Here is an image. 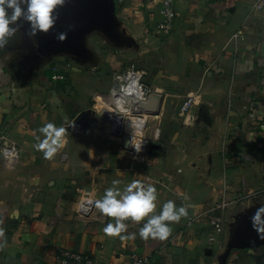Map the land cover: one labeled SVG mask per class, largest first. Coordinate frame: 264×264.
Returning a JSON list of instances; mask_svg holds the SVG:
<instances>
[{
    "label": "crops",
    "instance_id": "crops-1",
    "mask_svg": "<svg viewBox=\"0 0 264 264\" xmlns=\"http://www.w3.org/2000/svg\"><path fill=\"white\" fill-rule=\"evenodd\" d=\"M112 2L65 0L53 30L67 39H54L53 56L52 41H32L24 22L0 49V146L19 151L12 167L0 151V264H50L61 249L96 264H264V230L251 223L264 205V9L257 0H174L164 34L160 0ZM131 68L149 96L122 135L149 141L142 157L127 153L98 104ZM49 123L66 129L52 159L36 147ZM134 180L156 187V214L169 200L186 208L167 239L142 238L131 221L109 236L114 218L96 208L90 220L76 215L83 199ZM215 222L225 225L219 233Z\"/></svg>",
    "mask_w": 264,
    "mask_h": 264
},
{
    "label": "clouds",
    "instance_id": "clouds-1",
    "mask_svg": "<svg viewBox=\"0 0 264 264\" xmlns=\"http://www.w3.org/2000/svg\"><path fill=\"white\" fill-rule=\"evenodd\" d=\"M65 0H0V49H4L10 38L14 37L22 27L21 22L30 26L29 37L34 38L38 33H49L59 19L57 9L62 7ZM57 39L61 42L67 39L66 33H60ZM44 138L39 140L37 149L43 150L46 159H52L63 145L66 129L49 123L40 129ZM120 181H113L119 185ZM157 189L153 185L145 186L140 181H132L123 190L110 187L105 190L102 198L95 200V208L108 218H114L115 223L107 222L104 233L109 236H120L126 232L131 221L141 225L138 234L142 238L165 240L171 233V223L179 222L187 215L185 207H177L174 201L163 204L161 211L154 212L157 201ZM254 230H264V205L258 207L251 217ZM4 235L0 229V238ZM124 238V237H121Z\"/></svg>",
    "mask_w": 264,
    "mask_h": 264
},
{
    "label": "built area",
    "instance_id": "built-area-1",
    "mask_svg": "<svg viewBox=\"0 0 264 264\" xmlns=\"http://www.w3.org/2000/svg\"><path fill=\"white\" fill-rule=\"evenodd\" d=\"M256 7L264 9V0H257ZM159 13L161 20L157 23L158 31L168 34L173 28L176 18L174 11V0H160ZM54 80H62L60 76H54ZM113 91L105 97H98V104L101 107V115L111 124L112 133L120 137L123 142H127L124 146L127 153L132 157H142L150 149V143L143 138H134L122 135L123 120L128 117H138L143 115L144 106L149 96V87H147L142 75L135 69H130L114 75ZM192 105L191 98L185 100L180 108L181 116L187 115ZM158 133L155 132L153 139H157ZM0 151L5 158V162L10 167L14 166L19 159L18 149L10 143L0 146ZM95 211L94 201L83 199L77 208L76 215L83 220L93 218ZM213 229L216 233L221 232L220 223L215 222ZM213 241L212 238L209 239ZM50 264H96V260L92 255L85 253H77L61 249L52 258ZM129 264H150V257H132Z\"/></svg>",
    "mask_w": 264,
    "mask_h": 264
},
{
    "label": "rangeland",
    "instance_id": "rangeland-1",
    "mask_svg": "<svg viewBox=\"0 0 264 264\" xmlns=\"http://www.w3.org/2000/svg\"><path fill=\"white\" fill-rule=\"evenodd\" d=\"M72 9V8H71ZM71 18V17H70ZM61 20L63 21L64 20V17H60L58 20H57V23H56V25H55V27L56 28H60V27H62L63 25H60L61 24ZM67 22V21H66ZM55 27H54V29H55ZM58 33L59 32H57V31H54L53 29L49 32V33H47V34H44V33H38L37 35H36V37H34V38H32V41H39L41 38H43V39H45V37H47L48 39H50V41H52V42H49V44H48V46H47V49H48V54L49 55H55L56 53H57V49H58V44L56 43V40H54L56 37H57V35H58ZM24 34V36L25 37H27V33H23ZM42 36H41V35ZM28 35H29V33H28ZM44 36V37H43ZM48 41V40H47ZM42 60L43 59H35L33 62L35 63V64H37L36 66H40V63L42 62ZM51 60H53V59H51ZM264 196V195H263ZM214 217L215 218H218V219H220L221 217H220V215H219V213L216 211V213H214ZM233 223H234V221H233ZM241 223L239 222V223H236L235 225H236V227L237 226H239ZM225 226V225H224ZM223 226V223L222 224H220V227L222 228V227H224ZM230 228H232L233 227V224H231V225H228ZM225 229V228H224Z\"/></svg>",
    "mask_w": 264,
    "mask_h": 264
},
{
    "label": "water",
    "instance_id": "water-1",
    "mask_svg": "<svg viewBox=\"0 0 264 264\" xmlns=\"http://www.w3.org/2000/svg\"><path fill=\"white\" fill-rule=\"evenodd\" d=\"M105 1L108 2V3H107V6H108L109 10H111V9L113 8V2H112V0H105ZM109 13H110V12H109ZM109 13H107L106 16H108ZM109 17H110V15H109ZM124 144L126 145L127 142H125ZM125 145H124V146H125ZM263 179H264V177H263Z\"/></svg>",
    "mask_w": 264,
    "mask_h": 264
}]
</instances>
